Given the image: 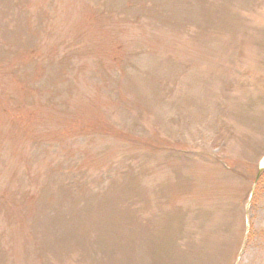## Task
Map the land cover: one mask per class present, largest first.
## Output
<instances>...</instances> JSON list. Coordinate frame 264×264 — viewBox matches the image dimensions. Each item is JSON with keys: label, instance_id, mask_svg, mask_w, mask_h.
I'll use <instances>...</instances> for the list:
<instances>
[{"label": "rangeland", "instance_id": "rangeland-1", "mask_svg": "<svg viewBox=\"0 0 264 264\" xmlns=\"http://www.w3.org/2000/svg\"><path fill=\"white\" fill-rule=\"evenodd\" d=\"M261 167L264 0H0V264H264Z\"/></svg>", "mask_w": 264, "mask_h": 264}, {"label": "trees", "instance_id": "trees-1", "mask_svg": "<svg viewBox=\"0 0 264 264\" xmlns=\"http://www.w3.org/2000/svg\"><path fill=\"white\" fill-rule=\"evenodd\" d=\"M264 176V171H262L258 177V182L262 180V177Z\"/></svg>", "mask_w": 264, "mask_h": 264}]
</instances>
